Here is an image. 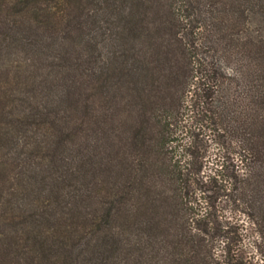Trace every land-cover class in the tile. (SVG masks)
I'll return each instance as SVG.
<instances>
[{
	"label": "trees",
	"instance_id": "obj_1",
	"mask_svg": "<svg viewBox=\"0 0 264 264\" xmlns=\"http://www.w3.org/2000/svg\"><path fill=\"white\" fill-rule=\"evenodd\" d=\"M249 235L264 264V0H0V264H239Z\"/></svg>",
	"mask_w": 264,
	"mask_h": 264
},
{
	"label": "rangeland",
	"instance_id": "obj_2",
	"mask_svg": "<svg viewBox=\"0 0 264 264\" xmlns=\"http://www.w3.org/2000/svg\"><path fill=\"white\" fill-rule=\"evenodd\" d=\"M247 230H248V226L247 228H245L244 231H247ZM250 237L251 236L249 235L248 237L244 238L243 246L239 244V247L236 250L237 259L239 260L238 261L239 264H253V260L251 259V257H255V255H253L254 252L251 247Z\"/></svg>",
	"mask_w": 264,
	"mask_h": 264
}]
</instances>
